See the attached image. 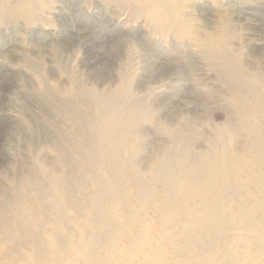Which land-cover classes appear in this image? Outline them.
<instances>
[{
	"label": "rangeland",
	"instance_id": "1",
	"mask_svg": "<svg viewBox=\"0 0 264 264\" xmlns=\"http://www.w3.org/2000/svg\"><path fill=\"white\" fill-rule=\"evenodd\" d=\"M156 1L49 0L51 51L38 12L30 22L0 21V264H264V132L258 150H244L246 133L230 125L241 114L237 76L264 99V9L257 19L237 17L264 0H164L175 11L168 22ZM71 25L85 35L70 43L62 38ZM14 43L15 55L6 50ZM225 62L233 75L219 72ZM78 88L117 99L98 113ZM67 90L84 128L59 102ZM123 97L141 101L145 115L118 143L129 170L111 178L95 129L122 114L112 111ZM211 148L240 157L238 178L202 198L212 218L202 221L207 210L186 201L183 186L155 216L150 197L164 190L156 168L165 162L178 177L183 149L182 169L193 172Z\"/></svg>",
	"mask_w": 264,
	"mask_h": 264
},
{
	"label": "bare ground",
	"instance_id": "2",
	"mask_svg": "<svg viewBox=\"0 0 264 264\" xmlns=\"http://www.w3.org/2000/svg\"><path fill=\"white\" fill-rule=\"evenodd\" d=\"M156 5L158 6L161 12L160 15L164 17L167 22L173 20L175 11L173 8L168 7L164 0H157ZM263 9L264 6L259 4L242 6L239 8V10H237V17L244 21L250 20V18L257 19L259 12ZM36 12L39 13L40 17L43 20V25H38L37 28L39 30H42L43 33H45L44 31H50L52 27L50 20L53 12L52 8L49 6V0H0V21H4L6 19L19 20L20 17H25L30 22L32 16ZM65 31L66 32L64 33L62 40L70 43L74 40L82 39L83 35H85V31L83 28L77 29L72 27V25ZM43 33L42 35L46 37L44 38L46 40L42 41L43 49L47 50L51 46L48 36L50 33ZM32 42L34 43L33 40ZM6 50L11 53H14L15 55L17 46L14 43V45H9ZM29 51L31 55H34L36 48H31V50ZM26 56L23 62H25L27 65L33 66V63L35 65V62L37 61L33 60L34 57ZM44 56L46 57V55ZM96 57H91L90 63H93ZM156 66L157 64H155L153 68H155ZM156 68H158L159 70L161 67ZM219 72L223 76H230L234 74L233 69L229 66V63L227 62H225L224 65L219 69ZM161 76L163 77L164 74H162ZM0 80H2L1 77ZM237 81L240 83V86L244 85L242 89H240L239 86H236L233 92L235 103L238 104L241 114L240 119L238 120L239 124L237 123L236 125V123H230V125H232V131L235 130L234 128L236 126H238L246 133L249 145L247 144L244 150H250L252 149V147L254 148V150H258V147L261 146L260 133L264 132V125H260L261 123L258 122V118L262 120L264 119V99L257 93V89L254 88L253 85L246 83L241 76H237ZM45 91V95L47 96V98L53 99L56 97L55 95H53V90H51V88H47L45 89ZM242 92H246V95ZM76 93L82 103L87 104V106L93 108L98 113H103L113 107L117 99V95L108 94L107 96H102L83 88H78L76 90ZM66 94L68 95L67 98L59 99L60 104L63 108H65L66 114H68V118L76 122L77 127L79 129L84 128V125L80 121L79 112L76 106L73 104V101L69 98L72 94V91L67 90ZM248 96L251 97L250 100L248 99ZM141 104L142 103L139 100L132 102V100H127L125 98L122 99L121 102L117 103L116 106H114L116 109L112 111L113 113L118 111V109L123 110L122 114L107 123V130H105V132H99L98 127H96L95 129V132H98L97 139L99 142V156L102 163L106 167L109 177L111 178L119 174L123 168L129 170L128 168L130 167L131 163L130 161L128 162L125 159L124 161L121 160L120 151L122 150L119 149L118 143L120 142L121 145H124V139L127 140V138L133 132L135 133L137 121L142 119L145 115V109L143 106H141ZM178 144L179 143H177V149L179 150L180 145ZM256 155L258 154L256 153ZM175 158L178 165H180V170L178 174L180 176V181L182 182L181 185L178 182L179 176L175 177L174 175H171V173H169V167L165 162L164 165H160V169L156 168V171L154 172L163 174L162 179L164 187V190L161 194L158 192H154L155 194H153V197H150V199L154 202L153 210L155 216H160L164 211H168L171 207L174 206L175 198L178 193L177 190H179L180 186H183L188 193V195L186 196V201L192 200L194 202H199V204L203 205H200L201 209L207 211L204 213L205 216L203 217L202 221H208V219L212 218L214 211L212 209L209 210L208 204H206L204 200L202 201V198L204 195L215 193L221 190L222 186H220V184L218 185L219 181H223V183L229 185V176L234 177V180L238 178V174L240 172V167H238V164H240V161H238L240 159V157H238V152H233L230 156H228L225 153L216 154L211 148L203 156L195 160V164L192 169L193 172H191L189 169H182L183 161L185 158L183 149H181V151L177 153ZM150 177V180H153L152 177H154V175ZM131 178L135 179V176L131 174ZM136 189L137 192H140L141 190L139 186H136ZM43 193L44 188H40L38 191V195L42 197ZM103 204L104 201L101 200L97 205L98 207L103 209ZM125 207H128V205L126 204Z\"/></svg>",
	"mask_w": 264,
	"mask_h": 264
}]
</instances>
